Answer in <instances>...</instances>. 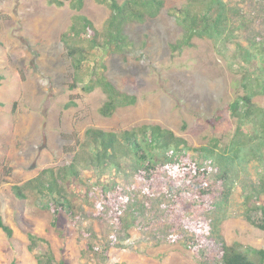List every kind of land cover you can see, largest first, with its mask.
Returning a JSON list of instances; mask_svg holds the SVG:
<instances>
[{
  "label": "rangeland",
  "instance_id": "374dc122",
  "mask_svg": "<svg viewBox=\"0 0 264 264\" xmlns=\"http://www.w3.org/2000/svg\"><path fill=\"white\" fill-rule=\"evenodd\" d=\"M163 1L156 18L125 26L129 46L123 53H94L107 80L136 98L133 106L103 117L100 89L87 94L81 83L69 88L73 67L61 39L77 14L102 31L108 8L94 0H84L80 10L68 1L0 0V218L12 229L10 239L0 230V264H37L35 256L46 246L29 252L28 233L45 239L55 262L65 264H215L221 242L264 250V233L244 219L242 204L247 194L264 203L258 192L262 158L234 163L224 177L199 152L215 145L220 155L234 138L239 124L229 104L244 94V74L259 78L252 102L264 110V0H222L231 36L222 43L194 38L181 50L171 49L182 34L171 12L185 0ZM243 50L256 58L246 64ZM142 125L182 138L191 148L187 158L164 160L158 171L141 175L124 160L128 175L116 178L121 189L106 201L99 184H109L111 174L81 170L78 180L63 185L72 215L65 205L55 226L49 198L32 189L25 199L13 196L12 185L88 151L87 129L120 132ZM193 183L212 194L197 198ZM88 231L97 255L86 251Z\"/></svg>",
  "mask_w": 264,
  "mask_h": 264
},
{
  "label": "trees",
  "instance_id": "16d2710c",
  "mask_svg": "<svg viewBox=\"0 0 264 264\" xmlns=\"http://www.w3.org/2000/svg\"><path fill=\"white\" fill-rule=\"evenodd\" d=\"M65 1L69 2L71 8L80 10L84 0H49L56 6H63ZM94 1L106 6L109 10V16L102 31L97 30L85 16L77 14L72 18L71 25L61 40L69 49L67 56L73 67L72 84L69 88L76 89L81 83V91L87 94L100 89L105 95V101L99 113L103 117H110L119 108L133 106L136 98L120 92L107 80L102 74L105 66L103 62L96 61L95 54L96 52L123 53L129 46L125 26L156 18L164 8V1ZM171 14L182 30L181 38L171 46L173 50L191 46L194 38L222 43L231 36L228 30L229 19L226 5L222 0H185L180 8L172 9ZM241 55L246 64L256 58V54L249 50H245ZM240 85L243 87L244 94L229 104L230 115L236 118L239 124L234 138L220 155L213 149L215 145L199 149L204 159L218 165L224 177L234 163H244L250 156L259 155L264 162V110L252 102L253 96L260 92L261 84L257 76L244 74ZM85 135L91 146L89 149L87 147L88 151H76L69 165L58 170L44 169L37 177L22 185L14 184L11 187L12 194L17 199H25V191L30 189L49 198L52 202L51 226L56 225L59 212L65 205L68 204L69 217L72 215V206L70 201L68 203L63 185L72 180H78L81 170L95 172L97 177L111 174L112 183L110 181L108 184L106 180L99 184L104 192L102 198L106 201L108 200L107 194L118 192L121 189L116 178L121 174L125 177L128 175L123 168L124 160L131 161V167L136 172L134 175L149 174L161 169L160 166L164 165V160L169 164H177V161L187 158L191 150L182 138L158 125H142L120 132L89 128ZM167 155L172 156V160L167 158ZM186 170L190 171V166ZM144 178L150 181L148 176ZM258 186L259 194H264V165L259 172ZM191 188L199 199L212 194L210 187H202L200 183H193ZM242 204L244 219L264 233V203H261L259 198L253 194H247ZM0 230L8 239L12 237V229L4 224L1 218ZM88 236L89 244L86 251L97 255L95 235L88 231ZM27 240L29 252L37 249L39 244L46 246L44 252L36 254L37 264H65L63 261L55 262L45 239L28 233ZM219 252V258L215 264H264L263 249L242 246L238 243L228 246L221 242Z\"/></svg>",
  "mask_w": 264,
  "mask_h": 264
}]
</instances>
